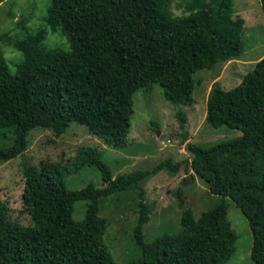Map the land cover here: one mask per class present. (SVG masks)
I'll use <instances>...</instances> for the list:
<instances>
[{
    "label": "trees",
    "instance_id": "16d2710c",
    "mask_svg": "<svg viewBox=\"0 0 264 264\" xmlns=\"http://www.w3.org/2000/svg\"><path fill=\"white\" fill-rule=\"evenodd\" d=\"M165 1L48 0L32 32L15 40L1 34L0 43L21 58L10 73L0 50V136L10 140L0 148V164L22 155L31 130L48 129L59 137L71 123L107 147H125L132 96L156 85L183 130L186 117L179 107L193 102V74L241 55L243 20L227 12L230 0H198L180 17L167 15ZM259 7L264 16V0ZM56 32L67 50L45 47L47 34ZM204 122L240 135L208 148L187 143L191 159L183 163L210 195L229 199L240 211L251 235L249 258L264 264V44L262 58L234 88L211 87ZM82 166L97 169L102 187L66 189V175ZM178 168L166 159L150 171L112 179L93 147L79 148L69 165L23 163L20 198L30 225L10 222L0 199V264H114L103 242L106 221L98 217L99 205L132 190L139 198L132 229L139 256L127 264H225L236 236L222 201L196 219L183 209L177 233L143 240L148 212L139 183ZM79 201L85 202L84 214L74 220Z\"/></svg>",
    "mask_w": 264,
    "mask_h": 264
},
{
    "label": "rangeland",
    "instance_id": "374dc122",
    "mask_svg": "<svg viewBox=\"0 0 264 264\" xmlns=\"http://www.w3.org/2000/svg\"><path fill=\"white\" fill-rule=\"evenodd\" d=\"M198 0H166L164 11L169 17L189 14ZM203 1V0H202ZM48 0H0V35L10 40L20 39L26 31L32 32L40 25ZM229 15L243 20L242 53L238 58L218 63L210 70L193 74L197 81L192 92L193 102L180 106L186 123L179 128L174 116L175 108L162 97L159 86L150 91L138 90L132 96V115L126 145L121 149L105 146L99 139L88 134L84 127L71 123L65 133L54 137L48 129L35 128L28 132L27 147L21 156L0 164V199L6 208L7 219L21 226L30 225L28 210L21 203L23 179L21 165L29 162L60 163L69 165L79 148L93 147L99 153L100 165L110 178L134 171H150L158 163L169 159L179 164L175 173L162 170L148 175L139 183L148 220L142 227L144 242L163 234L172 235L180 230L179 218L183 209H189L196 219L201 212L214 208L221 201L226 207V217L236 236L234 251L225 264H253L249 258L251 235L245 218L227 198L210 195L205 185L183 163L191 159L187 143L208 148L240 135L238 131L224 127L212 128L205 124V102L213 85L222 90L234 88L253 65L263 56L264 16L259 0H230ZM26 21V22H25ZM25 22V23H24ZM24 23V24H23ZM56 33H48L44 44L47 48L67 50L65 39ZM10 73L21 56L7 43H0ZM154 123L155 126H152ZM185 131V138L181 137ZM10 140L0 136V148ZM190 181L184 183L186 178ZM87 184L102 187L100 173L93 167L82 166L70 171L65 177L67 190H79ZM137 190L116 193L102 200L98 217L105 219L103 242L108 247L114 264H127L139 256L132 242L139 198ZM177 194L182 199L178 204ZM85 202L73 204L72 218L80 220Z\"/></svg>",
    "mask_w": 264,
    "mask_h": 264
},
{
    "label": "water",
    "instance_id": "95a60500",
    "mask_svg": "<svg viewBox=\"0 0 264 264\" xmlns=\"http://www.w3.org/2000/svg\"><path fill=\"white\" fill-rule=\"evenodd\" d=\"M188 181H190V178L187 177L186 180L184 181V183H187Z\"/></svg>",
    "mask_w": 264,
    "mask_h": 264
},
{
    "label": "clouds",
    "instance_id": "9594fccd",
    "mask_svg": "<svg viewBox=\"0 0 264 264\" xmlns=\"http://www.w3.org/2000/svg\"><path fill=\"white\" fill-rule=\"evenodd\" d=\"M21 55H22V53H21Z\"/></svg>",
    "mask_w": 264,
    "mask_h": 264
}]
</instances>
